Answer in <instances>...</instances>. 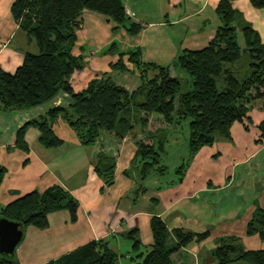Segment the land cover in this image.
<instances>
[{"label":"trees","instance_id":"obj_1","mask_svg":"<svg viewBox=\"0 0 264 264\" xmlns=\"http://www.w3.org/2000/svg\"><path fill=\"white\" fill-rule=\"evenodd\" d=\"M234 0H221L217 13L221 27L207 47L189 50L170 65L147 63L141 50L121 54L122 59L113 65L116 74L129 71L124 57L133 65L142 82L130 93L119 86L111 73L94 79L83 92L75 93L71 79L84 69L82 57L73 55L81 27L79 18L84 11L104 15L116 24L114 31L125 28L136 36L142 27L131 21L122 0H17L12 13L22 30L36 41L38 53H26L23 64L9 73L0 68V110H31L56 99L60 94L70 98L67 107H55L46 115L28 122L18 133V145L24 142L25 129L36 126L40 143L47 148L58 147L62 142L53 130L62 118L75 131L86 146L94 149V170L106 187L115 182L117 155L110 151V142L122 141L135 127L134 117L142 134L135 138L137 153L125 175L134 176L140 183L153 173L164 175L168 168L163 156L169 135L183 121L189 125L187 162L176 169V183H182L191 162L202 148L213 145L218 139L232 140V128L251 118L255 109L264 111V44L240 12L233 8ZM256 9H264V0H250ZM238 29L243 31L246 46L238 43ZM184 71L191 78V89L182 91V82L176 75ZM242 78V79H240ZM224 84L219 88V82ZM260 128L264 134V123ZM7 169L0 162V188ZM78 202L62 186L56 185L45 192L32 191L7 206L0 202V217L45 229L49 214L69 210L72 220L77 219ZM153 243L144 248L135 229L127 233L132 241L134 260L140 264H175L172 255L192 243H201L211 236L209 230L185 232L169 231L159 217L151 219ZM248 236H259L264 241V209L258 207L246 227ZM173 235L176 244H171ZM237 237L219 240L214 256L219 264H264V250H245ZM240 246L242 247L241 249ZM0 264H19L17 257ZM47 264H119V254L107 240L93 242L56 261Z\"/></svg>","mask_w":264,"mask_h":264},{"label":"crops","instance_id":"obj_2","mask_svg":"<svg viewBox=\"0 0 264 264\" xmlns=\"http://www.w3.org/2000/svg\"><path fill=\"white\" fill-rule=\"evenodd\" d=\"M16 1L0 0V68L9 73L23 64L26 53L39 50L36 41L21 29L13 16L12 6ZM122 1L131 21L142 27L141 33L132 36L125 28L114 31L116 24L104 15L84 11L79 18L81 27L73 55L82 57L85 67L72 76L75 93L83 92L91 81L105 73L113 74L117 84L132 93L142 82L127 57L124 62L129 71L113 72V65L123 58L121 54L138 49L144 62L170 65L186 51L207 47L222 25L217 13L221 0ZM233 8L251 24L264 44V9L254 8L250 0H234ZM238 43L241 48L246 46L240 29ZM70 103L67 95L60 94L48 104L31 110H0V162L7 169L0 188L1 205L5 207L27 193H43L56 185L64 187L79 205L75 221L65 209L49 214L45 229L25 227L24 239L16 252L19 264H47L101 240H107L119 254V264H140V260L133 259L136 254L126 235L138 229L144 245L141 252L146 254L153 243L151 219L154 216L161 218L170 232L174 229L211 232L207 240L175 252L172 255L175 264H219L214 250L225 237L239 238L245 250L262 248L261 244L255 248L245 246V241L250 239L262 241L257 235L246 233L253 212L258 207L264 209L259 200L262 196L256 198L259 191L251 195L256 200L251 208L244 209L243 203L222 189H228L230 183L219 187L207 179L190 178V170L182 183H176L177 179L166 181L162 178L165 174L153 173L142 182L143 190L138 192L141 186L134 174L125 175L137 153L135 138L142 134L137 116L134 129L122 141L110 142V151L118 154L115 182L110 187L95 173L94 149L81 143L62 118L53 127L62 142L58 147L42 145L36 126L25 129L27 148L18 145V133L28 122L46 115L52 108H65ZM176 131H171L168 147L176 142L171 139ZM80 163L84 164L82 175ZM260 192L264 194V188ZM235 227L239 233L233 232ZM171 236L174 245L178 241Z\"/></svg>","mask_w":264,"mask_h":264},{"label":"rangeland","instance_id":"obj_3","mask_svg":"<svg viewBox=\"0 0 264 264\" xmlns=\"http://www.w3.org/2000/svg\"><path fill=\"white\" fill-rule=\"evenodd\" d=\"M37 50L36 53H38ZM176 75L180 78L183 86L181 93L191 89V78L182 70H177ZM242 79V78H240ZM219 88L223 89L224 84L219 82ZM244 123H236L232 128V140L223 138L218 139L213 145L206 146L198 153L200 154L198 161L197 156L191 162L188 171H192L190 178L198 180L207 179L216 186L223 187L225 183H230L222 189L232 193L237 198V202L251 208L253 199L258 193L261 199L260 203L264 205V194L260 189L264 188V134L260 128L264 123V111L253 110ZM188 122L183 121L177 127V133L172 134L171 139L176 142L170 147H166V153L163 156V165L168 168L164 178L166 181H174L177 179L175 171L177 168L187 162L189 157L188 148ZM79 174H83L84 164H78ZM67 172V171H66ZM241 231V230H240ZM234 233H239L237 227L233 229ZM260 242V243H259ZM128 244L130 242L128 241ZM264 250V244L257 238L245 241V246L258 247ZM259 249V250H261Z\"/></svg>","mask_w":264,"mask_h":264},{"label":"water","instance_id":"obj_4","mask_svg":"<svg viewBox=\"0 0 264 264\" xmlns=\"http://www.w3.org/2000/svg\"><path fill=\"white\" fill-rule=\"evenodd\" d=\"M25 236L22 223L0 217V256L4 260L17 257L16 252Z\"/></svg>","mask_w":264,"mask_h":264},{"label":"built area","instance_id":"obj_5","mask_svg":"<svg viewBox=\"0 0 264 264\" xmlns=\"http://www.w3.org/2000/svg\"><path fill=\"white\" fill-rule=\"evenodd\" d=\"M127 15H130V12L127 11Z\"/></svg>","mask_w":264,"mask_h":264}]
</instances>
